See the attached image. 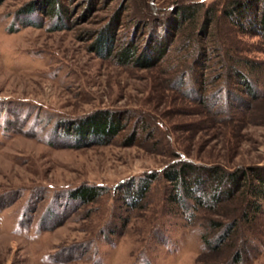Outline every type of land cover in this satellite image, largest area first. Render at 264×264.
<instances>
[{
    "label": "rangeland",
    "instance_id": "obj_1",
    "mask_svg": "<svg viewBox=\"0 0 264 264\" xmlns=\"http://www.w3.org/2000/svg\"><path fill=\"white\" fill-rule=\"evenodd\" d=\"M229 1L0 0V264H264V199L245 220L248 191L195 206L169 178L184 162L264 166V40ZM177 2L203 7L154 65L97 49L107 28L141 49ZM106 110L114 136L74 128ZM82 185L103 190L86 201Z\"/></svg>",
    "mask_w": 264,
    "mask_h": 264
},
{
    "label": "trees",
    "instance_id": "obj_2",
    "mask_svg": "<svg viewBox=\"0 0 264 264\" xmlns=\"http://www.w3.org/2000/svg\"><path fill=\"white\" fill-rule=\"evenodd\" d=\"M54 3L56 0H48ZM252 1V2H249ZM261 0H230L226 7V15L241 27L253 26V31L261 34L264 40V5L260 6ZM175 14L172 18H161L154 16V29L163 27L164 31L171 30L172 36L168 39L156 32L151 36L146 44L140 49L138 40L131 39L123 42L120 47L115 48L116 33L113 28L109 30L102 29L95 37L97 49L107 50V53L113 54L121 64H137L140 66H151L160 60L171 45L177 30L181 29L187 19L196 17L201 3L177 2ZM36 6L29 4L24 9L32 11ZM55 7V6H54ZM56 9L59 10L58 6ZM211 11V9H210ZM210 22V21H209ZM251 29V28H250ZM161 32V31H160ZM233 74L237 81L245 85L246 91L254 92L252 80L249 76L238 68L233 66ZM77 132L82 135L94 132L102 135L114 136L121 129V119L112 112L101 111L96 115L86 118L74 126ZM169 178L176 182H183L187 193L195 198V206H204L215 208L221 203L240 199V193L243 196L248 191L249 199L244 211V219L252 218L251 214L261 207V199H264V166L248 165L236 169H225L220 165L205 166L193 162H184L179 167L176 165L169 171ZM149 183V182H148ZM197 186V187H196ZM146 184L136 189L135 198L143 194ZM102 186L82 185L72 192L75 196H81L83 200H93L102 192ZM135 189L133 185L131 187ZM130 192V191H129ZM197 193V194H196ZM242 198V196H241ZM134 205V204H133ZM236 225H230L227 232H233ZM207 245L212 247V241L206 240Z\"/></svg>",
    "mask_w": 264,
    "mask_h": 264
}]
</instances>
